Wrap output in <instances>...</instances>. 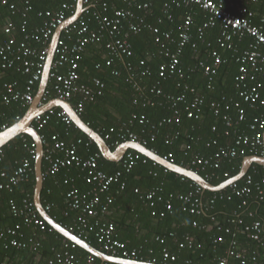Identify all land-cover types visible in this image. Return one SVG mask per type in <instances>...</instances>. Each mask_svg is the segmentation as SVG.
Here are the masks:
<instances>
[{"label": "trees", "instance_id": "1", "mask_svg": "<svg viewBox=\"0 0 264 264\" xmlns=\"http://www.w3.org/2000/svg\"><path fill=\"white\" fill-rule=\"evenodd\" d=\"M0 0V40L5 41L7 36L3 33L2 27L8 18L12 19L17 26L27 21L28 30L33 31L36 27L43 25L44 14L49 9H57L67 0H30L31 10L27 12L26 19L23 18V12L26 7V0ZM88 10L82 16L85 22L88 19L104 17L101 2L98 0H85ZM110 4L111 15L117 8L133 7L137 14H144L143 10L136 8L138 3H144L149 0H137L135 6L129 5L124 0H105ZM77 4V0H75ZM243 5H247L242 3ZM15 5L17 12L13 14L11 6ZM251 10L258 12L256 22L259 23L261 15L264 13V0H259L256 4L247 5ZM189 8L186 6H177L174 0H158L151 4L147 13V21L162 31L172 32L176 39H179L181 24L188 14ZM195 15V22L192 28L193 43L185 47L181 57V66L185 71V76H173L161 84L162 93L151 92L153 86L159 80V66L164 62L160 55L159 44L155 41V34L149 27L144 28L140 33L131 34L130 39L133 45L134 54L132 57L119 56L114 57V63L111 67H106L104 72L95 70L98 62H105L110 58V52L104 44H90L84 53L81 62L80 72L83 80L87 81L93 76L100 77L106 83L104 94L94 102H89L85 106V111L81 114L82 118L104 138L105 132L111 127L117 129L129 127L133 132L142 136L151 137L155 135V140L147 144V147L154 149L156 153L165 157L173 154L174 163L198 171L209 182L214 185H220L228 179L236 176L242 167L245 156L230 160H223L219 168L199 169L192 164L197 156L213 157L221 145L227 144L236 137L238 133H249L250 125L255 116L261 111V106L252 108L250 104H244L246 108V117L237 122L236 110L232 109L236 128H230L222 117L217 116L211 108L212 101L238 98L236 90V77L239 71V62L237 54L232 49L221 48L219 38L221 31L218 26L207 30L205 36L199 37L198 29L206 20V13L198 9ZM96 14V15H95ZM72 14H69L71 17ZM134 18L125 21V25ZM96 22L95 20L93 21ZM79 22H77L78 24ZM93 23V24H94ZM19 40L24 37L19 31L16 32ZM62 38L69 40L68 34L64 31ZM252 41V38L246 36L243 40H235L236 46L240 49L246 48ZM219 50L223 62L219 67L213 85L214 89L209 88V77L201 67V62L210 63L213 50ZM141 61H146V65L141 66ZM132 63L136 77L134 83L138 85L136 89L130 82L131 70L128 64ZM149 67V73L142 76L143 69ZM0 77V131L3 127H9L19 121L27 112L30 105H24L23 102L14 101L5 104L2 101V95L5 85L8 83H17L24 87L29 76L24 73L23 67L19 64L13 68L3 69ZM119 71L118 75L114 72ZM259 80L263 82L261 90L264 96V73L258 75ZM40 83L36 86L38 92ZM194 89L195 93H190V100L196 95H203L206 98L204 107L198 118H189L183 112L173 123L160 124L164 119L171 117L176 107L183 108V103H177V98L186 91V88ZM55 99L54 96L47 99V102ZM75 104V101H71ZM176 104V106H175ZM55 114L48 121L47 125L40 129L42 137L47 141L51 140L56 134L66 140L68 143L83 139L84 142H90V146H79V153L83 157L95 153H101L97 144L74 123L68 125L59 112L61 107L54 108ZM133 114L144 116L150 123L143 125L138 121L132 122ZM144 131V133H143ZM227 131L230 134L227 135ZM112 150L118 146L112 140H106ZM33 139L28 135H20L3 148V160L0 163V172L7 171L13 174L19 163L25 158L31 157L30 145ZM124 142V141H123ZM122 143V142H121ZM189 147V148H188ZM87 148V149H86ZM139 155L138 162L131 172H125L122 181L126 186L118 191V185L113 186L108 194L114 196V202L110 206V214L102 216L103 220H111L116 224V233L118 238L126 241L129 247L141 249L143 258L146 261L156 260L158 264H167L163 259V253L168 250L178 257L176 264L184 263L190 260L196 264H217V260L227 255L230 247L237 242L242 247L257 251L260 261L264 263V234L263 241L257 242L249 237L245 230L246 225L254 221L264 222V202L251 197L246 204L244 199L235 197L233 200L217 199L212 202L211 199L223 192L205 191L203 195V210L200 214H191L184 210V202L178 195L190 193L196 184L189 178L177 174L173 171L165 172L164 166L146 158L144 155L132 150ZM253 153H248L252 155ZM147 162H144V159ZM121 162V161H120ZM120 162H112L100 158L99 166L104 171L112 174L121 169ZM33 170L26 183L15 187L13 191H5L0 196V226L8 228L21 221L15 217L10 208V201L15 199L21 202L26 195L34 200L36 185L35 158H32ZM44 187L42 190V202L44 206L51 205L49 213L62 225L71 229L77 235H81L95 247L102 250L93 233H81L75 227L77 218L81 211L75 209L72 201L68 198V193L76 189L79 192H86L92 188L83 176V172L78 167H69L60 170L55 175L47 173V165L43 164ZM226 173L228 175H226ZM254 174L256 178L264 177V166L253 164L248 174ZM185 178V179H183ZM243 180L240 182L242 183ZM162 187L163 195L171 198L173 210L161 216L160 213L165 208L164 202L156 205L157 215H152L154 210L144 199V195L150 190ZM138 190V192H137ZM105 199V195L102 198ZM117 212L121 214L116 216ZM39 215V214H38ZM237 222L233 223V219ZM6 220L8 222H3ZM94 220V219H93ZM231 228V232L227 229ZM27 234L32 233L31 228L24 229ZM192 237V246L189 245L187 238ZM41 245L37 251L31 249H17L4 247L0 240V262H11L19 257L27 260L26 264H50V260L57 251L64 247L66 239L55 231L48 223L47 230L39 234ZM80 264H112L105 263L98 258H94L91 263L87 262L90 253L83 248L76 246L73 250ZM231 264H239L231 261Z\"/></svg>", "mask_w": 264, "mask_h": 264}, {"label": "built area", "instance_id": "2", "mask_svg": "<svg viewBox=\"0 0 264 264\" xmlns=\"http://www.w3.org/2000/svg\"><path fill=\"white\" fill-rule=\"evenodd\" d=\"M124 1L128 2L131 6H135L134 3H137V0ZM154 1L158 0H149L136 5L137 9L145 12L143 15L137 14L133 7L117 8L109 15L110 4L105 0H98V2L102 3L101 10L106 15L98 17L95 14V19L92 20L90 18L88 22H85L82 16L88 10V7H86V1L84 0L86 9L82 16L63 30V32L65 31L68 34L69 40L67 41L65 38H62L61 35L58 41L49 76V84L41 104L48 103L47 99L52 96L55 99L68 101L71 104V101L74 100L75 104L72 105L76 112L81 115L85 111L86 104L96 101L98 97L104 94L106 88L105 81L100 77L93 76L87 81L83 80L80 68L87 46L90 44L106 43V48L109 50L111 57L107 58L104 63L98 62L95 65V70L104 72L106 67H111L114 63V57L133 56L134 51L130 36L131 34L140 33L147 27L156 35L155 41L159 44L160 55L164 58V62L159 66V80L151 89V92L161 94V84L163 81L173 76H185V71L181 66V57L187 45L193 43V47L196 48L197 44L192 42V28L195 22V15L199 9L207 15L206 20L198 29L199 37L202 38L205 36L207 30L218 26L221 31L219 38L221 48L234 50L239 62V71L236 77L238 98L227 99L223 97L221 100L212 101L210 103L211 108L217 116L223 118L230 128H236L234 116L231 114L232 109L236 110L237 122L244 120L246 117L244 104H250L252 108L260 105L261 111L255 116L250 125L251 132H236V137L233 141L221 145L215 156H197L192 161V164L204 170L207 168H219L221 161H232L237 157H246L248 153L264 156V96L261 92L263 82L259 80L258 76L264 73V13L261 15L260 22L257 23L255 19L258 12L251 10L247 6L248 4H256L259 0H174L177 6L184 5L189 8V12L180 27L179 39H176L172 32L162 31L160 27L154 26L147 21V13ZM6 2V0L3 1L4 4ZM244 2L247 5H243L242 3ZM25 5L26 7L23 12L24 19L27 17V12L31 10L30 0H26ZM11 9L13 10V14L17 12V10L15 12V5H12ZM76 10L77 4L75 0H67L59 8L49 9L44 14L45 20L43 25L36 27L32 32L28 30L26 20L23 21L20 27L10 18L6 20L2 31L7 36V39L5 41L0 40L1 68H13L19 64L23 67L24 73L29 78L24 87H20L17 83L5 85L2 95V101L5 104L20 101L24 105H30L34 101L36 86L41 82L45 72L52 38L56 30L70 18L69 14L73 16ZM132 18L135 21H130L125 25V21ZM94 20L96 21L95 23L93 22ZM77 22L79 23L77 24ZM17 31L24 34L21 40L16 36ZM246 36L252 38L251 43L244 49L238 48L235 40H243ZM211 59L210 63L201 62V67L209 77V88L214 89L213 80L223 62L220 51L217 49L213 50ZM140 63L141 66L145 67L146 61H141ZM128 69L132 72V79L129 80L138 89V85L134 83L136 73L134 72L132 63L128 64ZM148 73L149 67L143 69L141 75L146 76ZM114 74L118 75L119 71H115ZM190 93H195V90L187 87L186 91L177 98V103H183L184 107H176L174 114L164 119L160 124L175 122L183 112L189 118H198L200 116L206 98L203 95H196L190 100ZM54 114L53 108L43 114L37 115L33 121V126L37 130L43 129ZM59 116L68 125L74 123L67 111L62 108ZM134 121H138L143 125L150 123L149 119L138 114H133L132 122ZM6 128L4 126L2 130ZM228 134H230V131H227ZM105 139H113L116 146H119L123 141H136L147 146L150 140H155V135L146 137L133 132L129 127L121 129L111 127L105 132ZM43 142L45 148L43 161L47 165V173L49 175H55L64 168L78 167L83 172L86 182L92 186L86 192H79L73 189L68 193V198L72 201L73 207L81 211L75 223L76 229L84 234L86 232L93 233L102 251L112 256L146 261L143 258L141 249L129 247L126 241L118 238L116 224L113 221L102 219V216L110 214V206L114 202V196L108 194V192L115 185H118V191L125 188L126 184L122 181V177L125 172L133 170L138 162L139 155L135 154L132 150H128L120 162L121 169L110 174L99 166L101 153H95L88 157H83L79 153V146L85 145L89 147L90 142H84L83 139H79L76 142L68 143L59 134L54 135L51 140L46 141L43 138ZM30 148L31 157L22 160L12 175L7 171L0 172V192L5 190L13 191L15 187L29 180L33 170L32 158L36 159L37 154L36 143L33 142ZM3 155V150L0 149V163L3 160ZM173 157V154L170 153L169 156H165L164 158L174 162ZM146 158L143 160L144 162H147ZM164 170L165 172L171 171L165 167ZM226 175L228 174L226 173ZM242 180L243 182L240 183ZM242 180L230 184L221 191H217L224 192L221 195L214 196L211 201L214 202L219 198L233 200L235 197H239L244 199V204H246L251 197L255 196L256 199L264 202V177L256 178L254 174L247 173ZM195 184L196 186L190 193L178 195V198L184 202V210L189 211L191 214H200L203 210L202 197L206 190L197 183ZM104 195L105 199L103 200ZM173 196L171 194L169 198H165L163 188L156 187L146 193L144 199L154 209L152 210V215L154 216L158 214L156 205L164 202L165 208L160 213L161 216H164L166 212L173 210L171 199ZM10 208L12 214L20 218L21 221L8 228L0 226V240L3 241L4 247L6 249L13 247L37 251L41 245L39 234L47 230V222L39 214L34 200L30 199V195H26L21 202L12 199L10 201ZM45 208L49 212L51 205L49 204ZM235 222L237 221L234 218L233 223ZM25 228H31L32 233L27 234L24 230ZM245 230L249 233V237L252 240L257 242L263 241V221H254L246 225ZM227 232H231V228H228ZM79 236L82 237L81 235ZM187 241L192 246L193 238L188 237ZM76 246L75 243L66 239L64 247L55 253L54 257L50 260V264H80L76 253L73 251ZM94 258L95 256L93 255L89 256L87 262H93ZM163 259L167 264H176L178 261V257L168 250L164 251ZM231 261L234 263L238 262L239 264H264L260 261L257 251L244 248L237 242L232 244L226 256L217 260V264H231ZM147 262L158 264L156 260ZM0 264L12 263L0 262ZM181 264L196 263L187 260Z\"/></svg>", "mask_w": 264, "mask_h": 264}, {"label": "water", "instance_id": "3", "mask_svg": "<svg viewBox=\"0 0 264 264\" xmlns=\"http://www.w3.org/2000/svg\"><path fill=\"white\" fill-rule=\"evenodd\" d=\"M85 9L86 7L84 5V0H78L76 13L73 16H71L63 25H61L56 30L52 38L51 44H50L45 72L40 82L39 89L35 96V99L30 104L25 115L19 121L7 127L6 129L0 131V149L3 148L5 145L9 144L12 140H14L20 135H28L36 143V146H37V154H36V159H35L36 185H35V192H34V202H35L36 208L39 214L41 215V217L44 218L46 222L55 231L59 232L65 239L75 243L77 246L83 248L88 253H90L91 255L95 256L96 258L100 259L101 261L105 263L156 264V263L147 262V261H139V260H132L128 258L112 256L102 251L101 249L95 247L90 242H88L86 239L80 237L79 235L74 233L72 230L62 225L61 223H59L46 210L42 202V190L44 187L43 158H44L45 148H44V142H43L41 133L39 132V130H37L33 126V121L35 117L55 107H61L62 109L67 111V113L72 118L76 127H78L85 134H87L97 144L102 156L105 159L112 161V162H120L128 150H134L144 155L145 157L149 158L150 160L170 169L171 171L191 179L193 182L202 186L206 191H213V192L221 191L225 189L227 186H229L230 184L241 181L246 176V174L249 172L253 164L264 166V156H259V155L246 156L243 159L241 170L236 176L228 179L227 181L223 182L220 185H214L213 183L209 182L204 176H202L197 171L169 161L168 159L159 155L154 150L148 148L147 146L143 145L140 142L126 141L120 144L115 150H112V148L110 147L106 139L97 130L91 127L82 118V116L76 112L73 105L68 101H64L60 99H53L46 104H41L43 101L44 94L49 84V76H50V72L52 68V63L55 57L58 41L62 35V32L66 27L76 22L82 16Z\"/></svg>", "mask_w": 264, "mask_h": 264}, {"label": "crops", "instance_id": "4", "mask_svg": "<svg viewBox=\"0 0 264 264\" xmlns=\"http://www.w3.org/2000/svg\"><path fill=\"white\" fill-rule=\"evenodd\" d=\"M3 74V70H1L0 69V77H1V75ZM87 149V148H86ZM10 175H12V174H10ZM23 183H26V182H23ZM6 191V190H5ZM5 191H2V192H0V196H2V193L3 192H5ZM121 213L120 212H117V214H116V216H119ZM8 222V221H6V220H3V222ZM28 261L27 260H25V259H23L22 257H19V258H17L16 260H15V264H26Z\"/></svg>", "mask_w": 264, "mask_h": 264}, {"label": "bare ground", "instance_id": "5", "mask_svg": "<svg viewBox=\"0 0 264 264\" xmlns=\"http://www.w3.org/2000/svg\"><path fill=\"white\" fill-rule=\"evenodd\" d=\"M125 142H126V141H125ZM122 143H123V142H122ZM122 143H121V144H122ZM152 150H153V149H152ZM122 159H123V158H122ZM165 168H166V167H165Z\"/></svg>", "mask_w": 264, "mask_h": 264}]
</instances>
